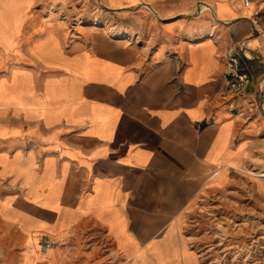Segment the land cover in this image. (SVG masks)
Returning a JSON list of instances; mask_svg holds the SVG:
<instances>
[{"label":"crops","instance_id":"0c3cea01","mask_svg":"<svg viewBox=\"0 0 264 264\" xmlns=\"http://www.w3.org/2000/svg\"><path fill=\"white\" fill-rule=\"evenodd\" d=\"M94 19L134 39L68 42ZM261 106L264 0H0V264H203L187 219L264 150Z\"/></svg>","mask_w":264,"mask_h":264},{"label":"rangeland","instance_id":"374dc122","mask_svg":"<svg viewBox=\"0 0 264 264\" xmlns=\"http://www.w3.org/2000/svg\"><path fill=\"white\" fill-rule=\"evenodd\" d=\"M119 29L122 27L103 24L100 19L80 20L78 25L62 27L68 42L101 32L134 39L127 29ZM260 173H264L261 147L254 150L249 163L233 173L220 191L200 194L187 219L186 230L203 264H264V175Z\"/></svg>","mask_w":264,"mask_h":264},{"label":"built area","instance_id":"2783aa9c","mask_svg":"<svg viewBox=\"0 0 264 264\" xmlns=\"http://www.w3.org/2000/svg\"><path fill=\"white\" fill-rule=\"evenodd\" d=\"M245 3L248 4L249 0H245ZM241 45L242 54L248 58L249 56L246 53V43L243 42ZM226 65L224 91L228 94H232L233 96L245 95L251 82V76L247 69L242 66L239 59V53H231L227 57ZM41 240L44 245H50V240L48 238L43 237Z\"/></svg>","mask_w":264,"mask_h":264},{"label":"bare ground","instance_id":"6f19581e","mask_svg":"<svg viewBox=\"0 0 264 264\" xmlns=\"http://www.w3.org/2000/svg\"><path fill=\"white\" fill-rule=\"evenodd\" d=\"M260 175H264V173H260Z\"/></svg>","mask_w":264,"mask_h":264}]
</instances>
